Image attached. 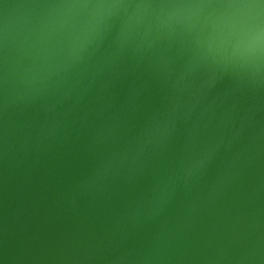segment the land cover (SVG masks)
Segmentation results:
<instances>
[{"label": "water", "instance_id": "95a60500", "mask_svg": "<svg viewBox=\"0 0 264 264\" xmlns=\"http://www.w3.org/2000/svg\"><path fill=\"white\" fill-rule=\"evenodd\" d=\"M0 264H264V0H0Z\"/></svg>", "mask_w": 264, "mask_h": 264}]
</instances>
